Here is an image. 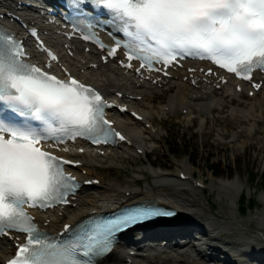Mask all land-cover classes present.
Masks as SVG:
<instances>
[{"label": "snow or ice", "instance_id": "1", "mask_svg": "<svg viewBox=\"0 0 264 264\" xmlns=\"http://www.w3.org/2000/svg\"><path fill=\"white\" fill-rule=\"evenodd\" d=\"M65 3L80 13L104 11L106 20L116 24L121 38L106 50V63L108 58L115 59L121 48L126 58L121 66L131 68V62L137 60V73L141 69L162 71L191 57L208 60L219 69L252 82L257 90L262 87L253 82L252 73L264 71V0ZM87 27L101 25L99 21H89ZM31 35L35 37L37 33L33 30ZM83 39L93 41L91 35H84ZM100 47L105 51L103 45ZM47 56L57 61L51 52ZM25 59L23 45L0 32V105L24 118L18 123L0 115V235L17 232L25 236V242L8 264H97V258L112 250L124 230L174 213L137 206L114 218L84 226L82 234L75 233L74 238L59 244L39 231L25 206L45 209L68 204V196L76 189L74 178L64 174V165L74 162L53 155L44 146L51 142L58 148L77 138L97 145L125 138L114 132L105 119V109L112 105L106 104L99 93L70 73L67 79H61L25 63ZM155 64L163 68H156ZM207 74L212 75V70ZM30 120L42 126H34ZM70 227L65 225L64 231Z\"/></svg>", "mask_w": 264, "mask_h": 264}, {"label": "bare ground", "instance_id": "2", "mask_svg": "<svg viewBox=\"0 0 264 264\" xmlns=\"http://www.w3.org/2000/svg\"><path fill=\"white\" fill-rule=\"evenodd\" d=\"M73 52L75 55L74 57L64 59L67 63L69 62L72 72L80 74L81 78L99 87V90L106 96H115L117 93H122L120 101L128 103L138 109L144 117V124L133 121L126 115L115 117L117 126L127 134L131 145L121 144L117 148L111 150H91L89 153L82 155L84 165L75 173L80 176L82 180L98 179L100 181V186L83 189L74 199L71 198V206L63 210H54L46 216L36 215L37 221L43 229L53 232L60 231L64 224L79 222L93 212H100V210H109L122 205H129L147 200L165 203L168 207L178 210L181 215V219L177 220V228L166 227L163 234L180 235L185 232L187 228H191L200 231L206 236H216L227 231L226 233H242L244 236L248 234L249 238H252V240L259 239L264 241V212L259 214L255 213L253 217H249L248 221H250V223L252 222L254 225L252 228L246 226V224L245 226L239 224L240 222L236 220L235 205L237 204V195L243 190L242 186L237 181L226 180L219 183L218 200L220 201V197H222L220 195H223L229 203V221H226L220 220L221 218L219 219L218 216L221 211L217 214L211 213L209 209L206 208L205 203L201 201L198 196L196 197L194 192H197L198 189L192 186V175L190 173L186 174L189 179L180 181L178 177L175 178L172 175L152 169L153 183H147L148 187L146 189H140L136 186L137 181L135 179L126 181L124 186H122L120 182H114L111 179H106V181L103 176H98V170L96 169V166L99 165L101 161L106 159L110 161L114 155L118 159L123 157L138 159L136 151L137 149H143L140 145L143 143L144 138L145 140L157 138L158 132L156 131V134H153L151 131V128L155 129L157 127L154 118L150 114V111L154 108L149 105L150 103L145 102L146 97L149 95L151 101L153 100L154 94H162L165 96V101L160 103L158 107V111L163 115L174 114L178 111L182 113L183 110H187V114L184 117L185 120L193 114L194 110H198L204 117V122H206V117L212 112L216 111L218 113H223L228 111L232 119L236 120L238 124L241 123V131L233 134L231 142L235 144L240 138V135H243L245 139L240 145L243 149L250 143L249 138H252L254 133L258 131L256 129L259 126L258 119L264 120V95L262 92H259L260 96L258 98L254 97L250 99L247 96V91L236 93L229 86L216 90L213 89L214 84L211 81H202L200 75H195L197 82L194 86H191L188 81H183V78L188 77V73H186L185 69L177 70L172 73V78L169 80L162 79L160 81V86L151 85L146 82L138 83L137 80L132 78L131 74H124L114 64L101 65L92 52L86 53L83 49L79 48H75ZM94 63L97 64L96 68L92 67ZM165 88H167V92L163 93L162 90ZM138 96H141L142 102H132L130 99L131 97ZM230 106H232V108ZM214 122L218 124L224 123L228 126L226 119H216ZM145 124H149L151 128H145ZM221 139L223 138L221 137ZM136 145L138 146L136 147ZM78 148L83 147L76 146L72 148L71 155L80 158L76 153ZM101 150L104 151L103 155H100ZM86 156L88 157L86 158ZM149 164H152L151 167H154V165L159 168L163 167L155 161ZM82 169L86 170L89 176L80 174ZM179 174L180 173H178V175ZM152 185L153 187H161L162 192H165L167 195L161 196L155 194ZM260 201L264 206V196ZM72 205H74L73 208ZM59 214L61 216H59ZM47 221H49V224L44 225ZM154 233L155 232H152V234ZM246 240L248 239L246 238ZM242 243H246V241H241L240 239L229 243L232 247L228 251H225L229 252L227 255L228 257H226V264H233L232 257L237 255L236 251H238ZM9 246L10 243L7 241L6 243H0V251L2 253L0 262L1 260L4 262L10 256H7ZM250 246L254 247L255 245L251 244ZM131 250L132 249L126 250L123 248L117 249L101 264H207L200 249L196 248L192 251L191 247L187 244L176 245L174 249L153 248L151 250H144L142 253L149 254L144 258L128 256L127 254ZM167 250L172 251L174 254L167 255ZM252 250H254V248H252ZM152 252H156V255H152ZM261 253L264 255V249L261 250ZM259 264H264V257Z\"/></svg>", "mask_w": 264, "mask_h": 264}, {"label": "rangeland", "instance_id": "3", "mask_svg": "<svg viewBox=\"0 0 264 264\" xmlns=\"http://www.w3.org/2000/svg\"><path fill=\"white\" fill-rule=\"evenodd\" d=\"M165 92L163 91V93ZM259 96L257 95L256 98ZM163 101H165V96L162 94H154L152 101L150 95L146 97L145 102L150 103L149 105L154 108L150 114L154 118L157 129H160V135L156 136L157 138L151 140L144 138L140 145L146 156L136 154L138 159H118L114 155L112 160H103L96 167L98 176H103L105 180L111 179L114 182H120L122 186L126 181L135 179L137 187L146 189L147 183L152 184L154 181L151 170H159L156 165L151 167L150 162L155 161L162 165V173L172 175L175 178L180 171L192 173L196 180L204 181L207 187L206 191L194 192L196 197L198 196L205 203L206 208L211 213L217 214L221 211L218 217L221 218L220 220L226 221H229V203L223 195H220L222 197H220V201L218 200L219 183L226 180L237 181L243 188L242 193L246 195L245 206L253 201L254 209L249 210L246 215L239 214L238 200L241 193L238 194L235 205L236 220L240 222L239 224L244 226L246 224L252 228L254 225L248 221V217H253L255 213L264 212V206L260 201L264 196V182L261 176V173L264 174V120L258 119L259 126L256 128L258 131L254 133L252 138H249L250 143L242 149L240 145L245 139L243 135H240L241 139L239 138L235 144L231 142L233 134L241 131V123L238 124L236 120L232 119L228 111L223 113L212 112L204 122V117L198 110H194L193 114L185 120L186 114L179 111L167 115L159 112L158 107ZM230 107L232 108V106ZM216 119H226L228 126L224 123H215ZM169 150L172 151V154ZM190 155L194 156L193 161L189 158ZM219 163L221 167H213V170L208 168ZM223 168L225 170L223 173H213ZM229 170L233 171L232 174L229 173ZM80 173L83 174V172ZM250 173L257 174L255 181H250ZM153 188L155 194L167 195L162 192L161 187ZM238 234H232V239L237 241L243 236L242 233ZM230 235H223L221 237L222 242H227ZM234 259L232 258V260ZM247 263L249 262H245V264Z\"/></svg>", "mask_w": 264, "mask_h": 264}, {"label": "trees", "instance_id": "4", "mask_svg": "<svg viewBox=\"0 0 264 264\" xmlns=\"http://www.w3.org/2000/svg\"><path fill=\"white\" fill-rule=\"evenodd\" d=\"M190 159L193 161L194 160V156H192V155H190ZM213 167H221V164L219 163L218 165H212V166H209L208 168L210 169V170H213ZM225 170H224V168L223 169H219L218 171H215V172H213V173H215V174H221V173H223ZM232 170H229V173L230 174H232ZM261 176L263 177V182H264V174L262 173L261 174ZM249 178H250V181H255L256 179H257V174L256 173H250L249 174ZM245 196H241V199H240V201H241V203L242 204H244L245 203ZM253 204V201H251V205ZM242 210H243V208H242Z\"/></svg>", "mask_w": 264, "mask_h": 264}]
</instances>
